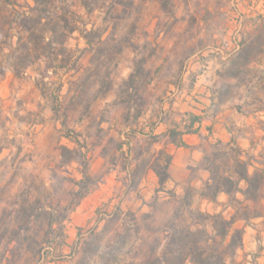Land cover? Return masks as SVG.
Instances as JSON below:
<instances>
[{
  "label": "clouds",
  "instance_id": "1",
  "mask_svg": "<svg viewBox=\"0 0 264 264\" xmlns=\"http://www.w3.org/2000/svg\"><path fill=\"white\" fill-rule=\"evenodd\" d=\"M0 264H264V0H0Z\"/></svg>",
  "mask_w": 264,
  "mask_h": 264
}]
</instances>
